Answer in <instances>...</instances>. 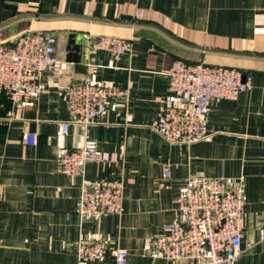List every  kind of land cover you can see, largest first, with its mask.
Returning <instances> with one entry per match:
<instances>
[{
	"label": "crops",
	"instance_id": "crops-1",
	"mask_svg": "<svg viewBox=\"0 0 264 264\" xmlns=\"http://www.w3.org/2000/svg\"><path fill=\"white\" fill-rule=\"evenodd\" d=\"M26 31L52 32L59 62L18 118L8 120L11 103L0 92V264H80L73 250L80 238L126 250V264H170L151 257L149 241L165 233L180 186L194 175L243 178L242 246L252 247L236 264H264V0H0V43ZM101 35L130 39L131 52L94 49ZM174 59L252 76L235 99L210 101V135L192 144H170L154 127L165 106L179 104L167 79ZM87 76L128 95L85 130L71 123L65 132L64 90ZM26 132L36 133L37 144L25 143ZM84 138L116 161L62 173L57 156L78 150ZM114 177L124 185L121 214L79 218L83 184Z\"/></svg>",
	"mask_w": 264,
	"mask_h": 264
},
{
	"label": "built area",
	"instance_id": "built-area-1",
	"mask_svg": "<svg viewBox=\"0 0 264 264\" xmlns=\"http://www.w3.org/2000/svg\"><path fill=\"white\" fill-rule=\"evenodd\" d=\"M56 36L50 31H26L9 45L0 43V92H4L11 109L8 120L18 118L24 107L33 106L45 90L44 75L59 62ZM94 49L110 51L114 57L130 53V39L101 35ZM169 89L179 104L165 106L154 127L170 144H192L210 135L205 115L211 100L235 99L252 82L249 73L225 65L188 63L174 59L167 70ZM127 90L115 85L93 82L86 77L64 90L69 119L63 131L74 123L84 130L106 110L115 111L117 101L126 98ZM26 144H37L34 132L24 134ZM64 174H82L88 161L115 162L114 154L101 151L93 140L84 138L78 150L65 151L57 158ZM169 179V164L164 169ZM120 178L99 179L83 184L76 213L79 218L120 215L123 203ZM243 178L194 175L180 186L178 205L172 220L164 225L165 233L149 241L152 258L166 259L170 264H236L243 250L245 230ZM264 240V219L259 229ZM80 264L109 259V264H126L128 252L111 249L104 240L77 239L73 246Z\"/></svg>",
	"mask_w": 264,
	"mask_h": 264
}]
</instances>
